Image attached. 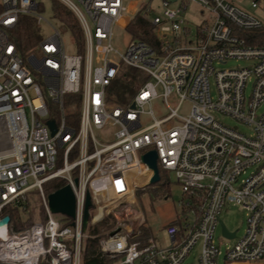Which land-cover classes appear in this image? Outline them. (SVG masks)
Listing matches in <instances>:
<instances>
[{
  "label": "built area",
  "instance_id": "built-area-1",
  "mask_svg": "<svg viewBox=\"0 0 264 264\" xmlns=\"http://www.w3.org/2000/svg\"><path fill=\"white\" fill-rule=\"evenodd\" d=\"M60 1L82 25L84 53L68 52L55 29L23 54L10 30L22 14L41 24L42 4L0 0V220L8 210L23 209L32 190L39 191L46 213L22 230H15L9 215V224L0 228V264H82L86 237L100 239L111 264H193L187 258L198 245L196 264H219L221 255L225 264H264V45L249 44L242 33L264 25V1L251 0L259 16L238 0H189L208 14L195 31L186 7L174 6L179 0H162V15L140 4L132 11L143 10L160 46L132 37L124 51L114 39L115 29L128 32L134 17L126 0ZM229 60L247 65L216 67ZM123 65L152 78L125 105L112 102L109 92ZM68 94L80 95L76 119ZM172 97L178 98L175 106ZM157 98L165 100L167 115H155L151 105ZM184 104L186 115L180 113ZM153 149L159 171L175 172L183 192L177 223L166 227V246L152 236L136 240L149 228L143 211L132 205H138L140 189L155 183L154 170L143 161ZM55 178L75 192L74 218L58 219L50 210L44 185ZM87 192L94 217L88 228L98 222V209L114 214L115 225L103 233L88 234L83 227ZM114 202L125 210L114 211ZM228 203L246 213L242 235L221 218ZM221 221L235 237L223 233ZM219 227L224 250L216 239Z\"/></svg>",
  "mask_w": 264,
  "mask_h": 264
},
{
  "label": "rangeland",
  "instance_id": "rangeland-1",
  "mask_svg": "<svg viewBox=\"0 0 264 264\" xmlns=\"http://www.w3.org/2000/svg\"><path fill=\"white\" fill-rule=\"evenodd\" d=\"M42 4L41 14L44 16V19L41 24H38L40 28V32L42 36L49 37L52 35L55 31V29H58L62 33V38L64 41V44L66 46V49L68 52H76L78 50L76 40L72 34V32L66 28V26L62 23V21L55 16L54 13V0H38ZM149 3L152 8L153 14L162 15L163 14V6H162V0H126V3L131 9L129 12V15L134 14L132 11L133 9H137V7L140 4ZM238 6L245 9L246 11L259 15L261 11L255 10L251 6V0H238L235 2ZM174 6H180L186 7L184 16L188 20V25L195 31L196 28H198V24L204 23L207 21L208 14L206 11H202L200 5L189 1V0H179L175 3H173ZM132 39V35L127 32L126 30H122L119 27L115 29V39H114V45L116 47H119L121 50H126L128 42ZM245 66L247 65L246 61H236V60H229L226 64H216L217 68H232L237 66ZM147 80H152L151 77H147ZM211 88L213 95L216 94V84L215 79L211 78ZM158 91L161 92V88H158ZM251 91V88L249 87L248 92ZM178 102L177 97L170 98V103L175 106ZM151 108L153 109L155 115L157 117H162L164 115H167L169 113L165 100L163 98H157L153 101ZM264 111V104L262 106V110ZM188 112V105L184 104L183 107L180 110V113L183 115H186ZM218 119L223 121L224 123L228 125H235L236 122L221 113L215 114ZM149 121V122H148ZM144 122H151V119H149L148 116L144 117ZM240 129L243 131H248V129L241 125ZM161 179L152 185L142 188L137 192L138 197V205H132L134 208H140L145 216L146 223L148 225V229H150V236L154 237L162 246H166L169 244L168 235L166 232V227L170 224L171 221L175 220L176 215L179 213V201L183 197V192L181 185L177 181L175 172L170 170H160ZM36 190L30 191L29 195L31 196H37L34 195ZM166 192V194H164ZM37 197L30 198L29 202V210H31L30 216L32 217V222L37 220H44L46 217L45 211L42 210V201L41 198L38 200L37 203ZM111 204V203H109ZM115 204V202H114ZM114 211L122 212L125 210V205L122 204H115ZM138 210V209H137ZM43 211V212H42ZM42 212V214H41ZM20 217L22 219L26 218V213L20 209L18 211ZM97 218H104L105 217V211L103 208H100L96 211ZM54 216L58 219H62L66 217L65 214L62 213H54ZM92 219L94 218L91 214ZM101 218V219H102ZM221 218L227 225V227L230 230H237L239 229V235H242L245 229V218L246 213L245 211L238 205H235L233 203H228L221 212ZM69 219V217L67 218ZM100 219V220H101ZM12 224L14 225V219L12 220ZM135 227V226H134ZM107 229H102L100 233H103ZM88 234H94L90 229L88 230ZM89 237L85 238L84 246L86 243V240ZM216 239L219 245H221V249H225V239L222 235L220 227L216 231ZM100 240V239H99ZM140 240V239H136ZM233 242V241H228ZM200 245H198L190 254V256L187 258V262L196 264V258L198 255ZM219 264H225V261L223 260V255H221L218 259Z\"/></svg>",
  "mask_w": 264,
  "mask_h": 264
},
{
  "label": "trees",
  "instance_id": "trees-1",
  "mask_svg": "<svg viewBox=\"0 0 264 264\" xmlns=\"http://www.w3.org/2000/svg\"><path fill=\"white\" fill-rule=\"evenodd\" d=\"M54 13L55 16H57L62 21L66 28L72 32L77 43L78 51L84 53L85 35L82 25L75 13L60 0H54ZM127 30L134 39L142 40L152 45L154 48H159L160 42L156 36L155 27L150 22V20L144 16L142 9L138 10L134 14L133 20L128 26ZM242 33L246 37L249 44L255 46L264 45V25L258 29L247 30ZM10 37L17 44L23 54H27L30 50L34 49L43 38L36 18L27 14H22L19 16L18 23L13 29L10 30ZM147 77L148 76L143 71L123 65L121 67L120 76L112 83L109 88L111 101L122 105L128 104L137 93L140 86L146 82ZM66 101L68 105H70V115H72L75 119L78 118L80 115V95L68 94L66 96ZM73 103L76 104L74 107L72 106ZM65 184L66 182L63 179L55 178L45 183L44 189L47 194H50L62 188ZM29 193H27V200L24 204V208L22 209V211L26 213L25 219H22L18 213L21 208H13L12 210L7 211V214L11 216L12 220L14 219L15 230H22L36 222H32V217L30 216L32 211L29 210V202L31 197H37L36 200L38 203V200L41 198V196L38 190H36L34 193V195L37 196H31ZM164 194H166V192ZM42 210L45 211L44 208H42ZM91 219L92 217L90 216V220ZM174 223H177V221L173 220L170 222V224ZM114 225V214H110L99 220L97 223L91 224L88 229H90V231H92L94 234H98L102 229H110ZM148 237H150V229L143 228L141 237L139 239L145 241ZM111 263V259L102 256L99 238L89 237L86 240L82 251V264Z\"/></svg>",
  "mask_w": 264,
  "mask_h": 264
},
{
  "label": "water",
  "instance_id": "water-1",
  "mask_svg": "<svg viewBox=\"0 0 264 264\" xmlns=\"http://www.w3.org/2000/svg\"><path fill=\"white\" fill-rule=\"evenodd\" d=\"M175 1V0H173ZM50 127L52 128L53 133L56 132V123L54 119L48 121ZM143 161L154 170L155 175L153 178L154 182H157L161 179L159 166H158V153L156 150H150L143 155ZM77 182V180H75ZM48 202L50 210L53 213H62L72 218L76 215V196L75 192L70 184L64 185L62 188L50 193L48 195ZM93 206L92 197L90 192H87L85 209H84V221L83 227L86 230L90 221V209ZM10 222V216L6 215L0 220V228L7 226ZM74 225V223H72ZM223 233L229 237H235L236 233H230L221 221Z\"/></svg>",
  "mask_w": 264,
  "mask_h": 264
},
{
  "label": "crops",
  "instance_id": "crops-1",
  "mask_svg": "<svg viewBox=\"0 0 264 264\" xmlns=\"http://www.w3.org/2000/svg\"><path fill=\"white\" fill-rule=\"evenodd\" d=\"M133 10H135V9H133ZM105 215H106V214H105ZM101 218H102V217H101ZM101 218H99L98 221H99Z\"/></svg>",
  "mask_w": 264,
  "mask_h": 264
}]
</instances>
